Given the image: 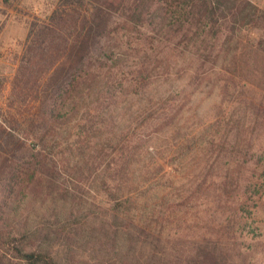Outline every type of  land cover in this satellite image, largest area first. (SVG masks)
Returning <instances> with one entry per match:
<instances>
[{"label": "rangeland", "instance_id": "obj_1", "mask_svg": "<svg viewBox=\"0 0 264 264\" xmlns=\"http://www.w3.org/2000/svg\"><path fill=\"white\" fill-rule=\"evenodd\" d=\"M238 1L239 7L245 6L252 14L253 21L241 26L239 31L236 29L223 50L229 28L219 29L205 18L198 27L177 17L169 24L155 12L141 24L123 28L120 25L125 12L111 13L110 36L101 41L99 47L103 49L95 53L91 62L93 68L100 67V111L104 117L114 116L117 124L127 121L126 138L141 140L143 144L133 167L134 184L139 186L134 206L141 207L145 203L158 206L166 218L163 199L185 185L175 170L181 171L183 164L186 180L198 174L201 146L213 132L208 125L213 121L222 125L234 112L251 117V110L246 106L249 102L264 111V0ZM132 2L128 0L126 7L131 8ZM91 9L88 0H0V153L16 162L34 163L42 170L44 178L52 176L57 185L78 196L77 205L73 207L63 202L54 208L49 201L43 202L42 197L25 199L4 226L16 236H25L29 242L50 248L56 264H129L135 259H139L140 264H149L154 249L143 239L120 233L113 241L111 236L104 239L97 232L109 229L113 223L118 225L119 220L116 222L111 213L116 205L109 200L103 185L105 174L98 172L83 177L80 172L85 161H94L97 167L99 164L106 167L111 161L112 147L105 142L107 129L95 135L98 143H104L103 150L99 147L90 152L78 150L68 145L72 144L77 120L85 114L79 113L71 123H57L55 138L48 137V123L39 115L40 101L13 98L19 64L37 26L46 24L53 12L84 16L89 15ZM103 51L108 58L100 57ZM234 56H237V67L234 66L237 84L231 85L222 96L216 79L217 69L224 60L232 61ZM135 81L140 82L139 87ZM95 98L88 99L81 108L94 109ZM162 113L171 115L165 117ZM173 115V123L165 126ZM144 117L145 124L141 125ZM261 118L264 120V116H259ZM161 125L163 128L159 127ZM2 128L6 133H2ZM245 136L255 144L252 160L263 163L264 128L258 126ZM42 162L46 167L42 168ZM49 162L51 164L47 165ZM157 164L164 171L155 175ZM147 167L149 180L144 182L142 176ZM170 176H173L171 182L167 181ZM198 210L203 221H211L213 207L201 206ZM245 217L246 227L237 233L240 254L234 256V262L264 264V230L261 228L264 219L248 214ZM75 232L81 236L66 245L65 236ZM89 236L92 243L87 242ZM104 240L108 243L102 245ZM196 240L187 230L178 234L171 232L169 241L164 240L163 245L165 258L171 261L169 264H180L193 250Z\"/></svg>", "mask_w": 264, "mask_h": 264}, {"label": "trees", "instance_id": "obj_2", "mask_svg": "<svg viewBox=\"0 0 264 264\" xmlns=\"http://www.w3.org/2000/svg\"><path fill=\"white\" fill-rule=\"evenodd\" d=\"M88 1L92 6L89 15L53 12L46 24L37 26L19 64L13 98L18 101L28 98L40 101L42 110L39 115L44 123H48V137L55 138L53 134L58 129L57 123H71L76 121L79 113L85 114L80 121L77 120L72 144L68 145L78 150L90 152L97 147L103 150L104 143H98L95 135L104 133L103 128L107 129L105 142L112 147L111 161L106 167H101V164L97 167L94 161H85L80 172L83 177L98 172L106 176L103 185L106 186L109 200L116 205L111 213L119 223L97 231L104 239L111 236L115 241L120 233L143 239L154 249L149 264H169L171 261H167L164 254V240L169 241L171 232L178 234L187 230L197 240L193 250L180 264H235L234 256L240 254L237 233L246 227L245 215L264 219V162L259 164L252 160L251 152L255 144L245 136L247 131L252 132L258 126L264 128V120L259 119V116H264V111L249 102L246 106L251 110V117L234 112L222 125L219 121L208 125L213 132L209 133L205 144H201L200 158L197 160L198 174L192 180H186L183 164L179 168L181 171L175 170L182 176L185 185L174 195L165 196L163 203L166 204L167 217L163 218L164 212L158 206L147 203L141 207L134 206L139 186L134 184L133 167L143 144L141 140L126 138L127 121L117 124L114 116L104 117L100 111V67L93 68L91 61L97 51H102L103 48L99 47L101 41L110 36L112 12H125L120 25L123 28L141 24L155 12H159L161 19L168 20L169 24L173 17H177L198 27L201 19L205 18L219 29L229 28L222 50L227 48L236 29L239 31L241 26L253 21L252 14L245 6L239 7L238 0H133L131 8L126 7L128 0ZM99 54L108 58L105 51ZM218 58L219 55L216 61ZM236 63L237 56H234L232 61L224 60L217 69L216 79L222 96L227 94L231 85L237 84ZM136 87H139L138 84ZM94 96L96 102L93 103H97L94 109L81 108ZM162 114L165 117L171 115ZM144 119L141 125L145 124ZM167 120L165 126L173 123L174 115ZM159 127L163 128L162 125ZM1 131L6 133L3 128ZM53 147L51 143L50 148ZM41 164L42 168L46 167L44 162ZM163 169L157 164L155 175L163 172ZM148 173L147 167L142 176L144 182L149 180L146 178ZM42 175V170L34 163L16 162L0 153V264H56L50 248L29 242L25 236H16L4 226L28 198L42 197L43 202L49 201L54 208L63 202L72 207L77 205L78 196L74 192L57 185L52 176L44 178ZM171 177L167 181L171 182ZM201 206L215 209L210 214L211 221L201 219L198 210ZM214 218L219 221L216 222ZM261 224L264 230V220H261ZM77 236H81V233L65 236L68 240L66 245H71ZM87 242L92 243L91 236ZM105 243H108L107 240L102 245ZM129 264H140L139 259Z\"/></svg>", "mask_w": 264, "mask_h": 264}]
</instances>
